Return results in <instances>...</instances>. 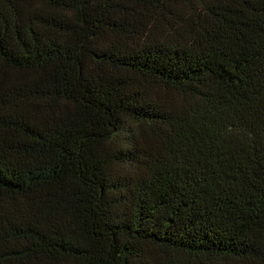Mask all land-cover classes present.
<instances>
[{"label":"trees","instance_id":"1","mask_svg":"<svg viewBox=\"0 0 264 264\" xmlns=\"http://www.w3.org/2000/svg\"><path fill=\"white\" fill-rule=\"evenodd\" d=\"M0 264H264V0H0Z\"/></svg>","mask_w":264,"mask_h":264}]
</instances>
